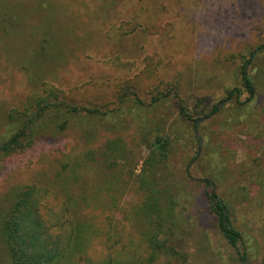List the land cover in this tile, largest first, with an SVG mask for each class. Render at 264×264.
<instances>
[{
	"label": "rangeland",
	"instance_id": "obj_1",
	"mask_svg": "<svg viewBox=\"0 0 264 264\" xmlns=\"http://www.w3.org/2000/svg\"><path fill=\"white\" fill-rule=\"evenodd\" d=\"M250 53L257 54L243 69ZM242 70L256 90L250 102ZM45 85L100 113L46 117V132L31 147L0 157V264H10L3 219L28 186L46 191V217L69 214L63 210L68 194V206L79 201L76 218L86 227L83 219H90L94 231L85 233L84 252L64 264L111 258L108 217L126 213L137 237L140 196L133 184L156 136L170 142L167 169L156 177L171 209L155 231L163 250L175 254L161 251L153 264H264V0H0V140L12 128L7 112ZM234 87L240 96L226 99ZM179 105L191 120L179 115ZM63 120L67 127L56 133L52 122ZM109 141L122 150L113 162L97 161L102 177L89 170L78 186L57 180L73 167L78 172L85 154L101 153ZM109 175L114 202L103 188ZM205 179L242 235L238 249L210 212Z\"/></svg>",
	"mask_w": 264,
	"mask_h": 264
},
{
	"label": "trees",
	"instance_id": "obj_2",
	"mask_svg": "<svg viewBox=\"0 0 264 264\" xmlns=\"http://www.w3.org/2000/svg\"><path fill=\"white\" fill-rule=\"evenodd\" d=\"M256 54L250 53L249 59L242 66L243 69L251 63ZM241 80V86L247 93L246 101L250 102L256 95L254 83L247 76L245 70L241 72ZM240 94L241 90L239 88H231L226 99L238 98ZM70 99L65 97L59 89L45 85L40 92L27 96L21 109H11L7 112L6 117L12 128L0 140V157L4 159L31 147L35 140L46 132L47 125L41 124L46 117L63 118L67 115L82 116L84 113H100L98 109L78 107ZM134 99L137 104H142L135 94ZM156 100V97L153 98L150 105ZM217 109V106L213 107L207 117L213 115ZM178 110L182 118L188 121L192 119L181 105L178 106ZM67 123V120L52 122L56 133L62 132L67 127ZM169 144V139L166 137L156 136L154 138L153 143L150 145L151 154L143 160L137 184H133L140 196V202L137 206L138 211H135V223L140 226L136 228L137 237L133 236L129 229L130 219L126 213L122 214L119 219L113 218L111 220L110 217L107 218L106 242L112 253H110L111 258H108L103 264H153L161 251L165 255L175 254V251L171 249L168 252L163 250L165 245L158 241L155 231L157 228L161 230L163 224L168 222V212L171 209L169 199L163 197L164 194H167V190L159 188L158 178L156 177L158 171L164 172L167 169ZM121 150L122 146L118 141H109L105 150L101 153L95 150L88 151L85 154V160L80 161L82 165L78 172L76 170L79 166L73 167L69 172H65L66 175H57L58 177L62 175L60 178L57 177V180L62 182L61 179L63 178V185L73 183L78 186L79 183L86 181L85 175L80 174H86L89 170H94V176L100 175L102 177L100 171L95 170L97 161H100L99 164L101 165L113 162L110 158L113 159L116 154L119 155ZM96 154H98L99 160H97ZM60 168L65 170L67 163L61 162ZM114 175L118 176L119 173L116 172ZM110 176L103 179L104 187L101 185L106 189V193L110 191ZM162 177L163 175L160 178ZM107 183L109 184L107 185ZM204 183L207 188L205 196L208 200L210 212L216 217L219 230L228 245L238 249V245L243 238L240 231L231 223L230 211L226 203L217 194L215 185L211 181L205 179ZM58 185H61V183H57L54 189L60 187ZM86 187L89 192L94 190L88 184ZM56 192L58 196H60L59 194L62 196L65 190L61 189L60 191L58 188ZM45 193V190L36 188V186L24 187L17 193L6 212L2 222V233L10 264H64L74 253H79L82 250V253L84 252L87 240L85 233L88 232L87 229L94 230L89 224V218L83 219V222L88 225L86 227L76 218L75 211L72 212V209L76 211L79 209V204H77L79 201L75 199L74 203L76 205L68 206L73 198L67 194V198H63V210L66 209L65 212L69 211V214L63 213V217L59 215L53 217L54 213L49 215L45 212L46 217L42 212L43 202H41ZM107 195L110 201L114 202L115 199L108 193ZM145 250L148 256L143 254ZM241 258L246 261V255L241 256ZM243 264L245 263L243 262Z\"/></svg>",
	"mask_w": 264,
	"mask_h": 264
}]
</instances>
